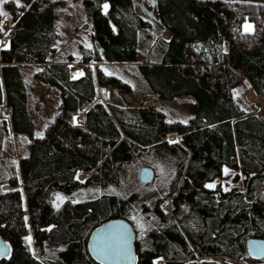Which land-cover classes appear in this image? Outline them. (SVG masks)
Returning <instances> with one entry per match:
<instances>
[{
	"label": "trees",
	"instance_id": "obj_1",
	"mask_svg": "<svg viewBox=\"0 0 264 264\" xmlns=\"http://www.w3.org/2000/svg\"><path fill=\"white\" fill-rule=\"evenodd\" d=\"M57 1L5 0L0 15V38L8 40L0 46V105L10 112L0 114V166L11 128L31 141L20 172L0 176V235L12 245L0 264H103L91 252L92 232L115 217L131 220L136 204L152 225L136 237L134 264L197 255L224 257L204 264L262 260L248 240L264 238V117L242 107L234 90L247 79L264 96V0H152L155 37L169 33L157 56L141 48V30L153 27L141 0H82L92 42L80 55L57 45ZM122 62H137L158 97L189 95V119L168 120L146 103L151 95L102 101L98 86L131 88L102 65ZM74 63L85 75L71 77ZM26 67L59 90V110L41 134ZM140 157L155 171L146 184L160 179L156 160L169 164L165 187H134ZM224 165L241 170L243 187L208 185ZM84 190L97 193L72 198Z\"/></svg>",
	"mask_w": 264,
	"mask_h": 264
},
{
	"label": "rangeland",
	"instance_id": "obj_2",
	"mask_svg": "<svg viewBox=\"0 0 264 264\" xmlns=\"http://www.w3.org/2000/svg\"><path fill=\"white\" fill-rule=\"evenodd\" d=\"M17 2H22L23 0H16ZM141 11L145 13L148 18L152 21V28L141 30V48L145 53H154L156 56L160 53L163 43L159 40L166 33L161 35V37H155L159 26L156 24L155 14L152 8V0H141ZM57 10V24H58V39L57 45L65 47L67 50L80 55L85 46H89L92 42L90 34V22L87 19L84 4L82 0H58L56 3ZM0 12L7 13V8L5 5V0H0ZM6 28L8 27V21L4 22ZM167 36V35H166ZM1 42V41H0ZM149 47L151 48L149 50ZM96 65V63H93ZM76 65L72 64L74 67L73 71H76ZM104 69L108 72L115 73L125 79L130 83V89L124 88H114L106 87L105 91H101L98 97L104 102L107 101H119L121 103H138L145 96H153L152 99L146 100V103H154L157 107L163 109L168 120L179 119L182 121H187L191 115L190 111L187 109L184 100L186 98H191L189 95H183L176 98H161L155 95L144 78L142 72L138 68L137 62H122V63H104L102 64ZM80 66H82L80 64ZM84 67V66H83ZM25 80L29 89V106L31 112L36 119L37 127L36 133L41 134L44 128L49 124L50 120L54 118L55 114L59 110V90L56 87L46 85L42 83L39 79L34 76V67H26ZM102 89V88H101ZM234 96L238 103L246 108L247 110L258 109V114L264 117V96H259L249 80L245 79L242 83L237 85L234 90ZM104 97V98H103ZM0 114L5 117H9L10 112L8 106L1 107ZM83 121V114L77 117ZM173 136V137H172ZM177 134L172 133L169 135V139L172 140ZM30 138L27 133L15 132L10 129L7 134L4 146L2 150L1 166H0V176H6L13 170L20 172V161L21 158L27 156L30 152ZM148 157H140L135 163V168L138 172L144 166L151 167L150 160ZM153 158V157H152ZM158 165V174L160 175L159 181L155 184H146L142 182L139 178V183L134 184L135 188L147 189L159 185L160 187H165L167 185V177L169 175L170 166L168 163L156 160ZM152 168V167H151ZM154 171V169H153ZM80 179L86 176L85 172H78ZM155 176V171H154ZM220 184L223 188H229L233 185L244 186V179L241 170H236L229 165L223 166V171L220 176L215 177L213 180L208 182L209 186H216ZM4 188H9L10 185L3 183ZM133 189V187H131ZM97 193V192H96ZM93 191L84 190L81 192H75L71 194L72 198L76 200L90 198L94 194ZM63 196H57L56 203L62 201ZM133 210V217L129 220L135 230V237L143 235L148 228L152 225L145 219V215L140 212V205H135ZM167 209L171 208L170 201L165 203ZM30 230V226L29 229ZM223 256H201L197 255L195 257L188 256L183 260L181 264H204L203 260L216 259L221 260ZM157 264H163V258L155 259ZM237 264H264V257L259 261H236ZM124 264H127L124 262ZM129 264H134L132 261Z\"/></svg>",
	"mask_w": 264,
	"mask_h": 264
},
{
	"label": "water",
	"instance_id": "obj_3",
	"mask_svg": "<svg viewBox=\"0 0 264 264\" xmlns=\"http://www.w3.org/2000/svg\"><path fill=\"white\" fill-rule=\"evenodd\" d=\"M153 177L154 171L151 167L144 166L140 169L139 178L142 182H149ZM123 230L128 232L126 244L131 246L135 237V230L127 218L115 217L94 229L90 240V249L96 259L103 264H124L116 254V248L119 246V235ZM248 248L252 256L264 257V238L251 237L248 240ZM11 252V243L0 235V259L9 257Z\"/></svg>",
	"mask_w": 264,
	"mask_h": 264
},
{
	"label": "flooded vegetation",
	"instance_id": "obj_4",
	"mask_svg": "<svg viewBox=\"0 0 264 264\" xmlns=\"http://www.w3.org/2000/svg\"><path fill=\"white\" fill-rule=\"evenodd\" d=\"M127 233L128 232L126 230L120 232L119 246L116 248V254L122 260V262H126L127 264H129L132 261H134L135 263L137 258V252H136V244H135L136 237H134L132 245L127 246L126 244L128 242ZM120 245L122 246L121 248Z\"/></svg>",
	"mask_w": 264,
	"mask_h": 264
},
{
	"label": "crops",
	"instance_id": "obj_5",
	"mask_svg": "<svg viewBox=\"0 0 264 264\" xmlns=\"http://www.w3.org/2000/svg\"><path fill=\"white\" fill-rule=\"evenodd\" d=\"M164 33H166V35L165 36H162V38H168V36H169V33L167 32V31H164L161 35H163ZM85 73H86V71H85V69H84V67H83V65L82 66H80V64H77L76 65V71H72L71 72V77L72 78H77V77H80V76H82V75H85ZM253 87V86H252ZM102 88V89H101ZM104 88H106V87H104V86H98V89H99V94L101 93V91H105V89ZM104 98V97H103ZM102 101H104V100H102ZM81 114H83V121L82 120H80V119H78V118H76V121L77 122H79V123H85L86 122V120H85V114L84 113H81ZM80 114V115H81ZM78 117V116H77ZM7 184H9V183H7ZM10 185V184H9Z\"/></svg>",
	"mask_w": 264,
	"mask_h": 264
},
{
	"label": "built area",
	"instance_id": "obj_6",
	"mask_svg": "<svg viewBox=\"0 0 264 264\" xmlns=\"http://www.w3.org/2000/svg\"><path fill=\"white\" fill-rule=\"evenodd\" d=\"M7 43V39L6 38H1V42L0 45H5ZM173 137V136H172ZM175 139V138H174Z\"/></svg>",
	"mask_w": 264,
	"mask_h": 264
},
{
	"label": "snow or ice",
	"instance_id": "obj_7",
	"mask_svg": "<svg viewBox=\"0 0 264 264\" xmlns=\"http://www.w3.org/2000/svg\"><path fill=\"white\" fill-rule=\"evenodd\" d=\"M105 7H107V6H105ZM3 13H0V15H2Z\"/></svg>",
	"mask_w": 264,
	"mask_h": 264
}]
</instances>
